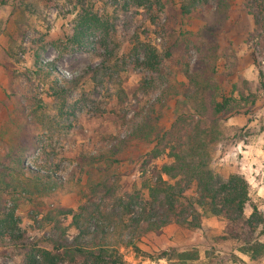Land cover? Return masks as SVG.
Listing matches in <instances>:
<instances>
[{"label": "rangeland", "instance_id": "rangeland-1", "mask_svg": "<svg viewBox=\"0 0 264 264\" xmlns=\"http://www.w3.org/2000/svg\"><path fill=\"white\" fill-rule=\"evenodd\" d=\"M32 1L21 25L25 33L19 42L24 50L14 57L7 54V34L16 30L15 1L0 3L4 27L0 32V215L15 212L25 236L17 243L0 237V264H24V242L44 246L47 239L58 236L57 225L66 229L70 241L78 236L76 228H69L73 215L61 214L60 221L55 215L63 208L78 210L88 189V174L77 166L82 152L112 151L147 117L165 132L181 115L192 117L188 120L194 124L193 118L198 120L200 114L212 116V103L224 98L239 101L217 127L225 140L216 146L215 165L224 178L240 174L250 184L246 216L254 207L264 214V90L260 86L264 54L250 0H162V6L155 7V25L145 10L126 7L124 0H93L111 20L121 70L99 72L97 79L95 71L102 67L103 58L66 46L76 20L74 1ZM182 5L192 13L186 14ZM140 43H151L163 54L171 51L162 75L135 65L131 52ZM50 66L56 74L50 75ZM61 76L75 80L67 103L75 109L76 118L65 119L66 130L44 125V103L49 104L45 112H57L55 83L63 80ZM146 79L150 83L144 86ZM118 82L123 96L118 95ZM153 147L144 142L130 144L120 156L125 160L124 179L141 175V164ZM170 161L167 156L158 159L149 174L154 165ZM54 166L58 184L46 191L44 181L35 182L34 173L44 174ZM52 212L56 221H44ZM204 224L205 229L197 231L170 225L161 237L145 239L140 246L149 256L124 246L118 249L128 264H169L158 254L172 248L198 250L199 259L189 264H209V254L238 264L231 260L233 253L247 264H264L240 253L235 242L215 241L224 231V221L208 218Z\"/></svg>", "mask_w": 264, "mask_h": 264}, {"label": "trees", "instance_id": "trees-1", "mask_svg": "<svg viewBox=\"0 0 264 264\" xmlns=\"http://www.w3.org/2000/svg\"><path fill=\"white\" fill-rule=\"evenodd\" d=\"M10 1L0 0V3L8 5ZM14 1L16 30L11 35L7 34L9 57L24 50V45L19 42L25 33L21 25L34 4L32 0ZM73 1L77 14L66 46L76 51L88 50L103 58L102 67L95 71L96 79L99 72L109 69L116 74L121 72L116 59L118 52L113 46L115 41L110 18L96 8L93 0ZM124 1L126 7L145 10L150 15L151 23L157 24L155 7L162 6V0ZM250 1L249 11L254 16L255 31L261 38L264 54V0ZM185 8L182 5L186 14L192 13L191 9ZM3 31L0 22V32ZM131 56L138 68L162 75L171 51L163 54L151 43H140L134 46ZM4 67L10 71L9 65L5 64ZM50 70V75L57 73L53 67ZM61 77L63 80L58 78L55 83L58 90L55 97L59 101L55 103V115L45 112L49 104L44 103V125L55 128H64L62 124L66 118L70 121L76 118L75 109L67 103L68 94L75 88V80ZM149 83L146 79L144 86ZM116 86L118 95L123 96L125 91L120 82ZM260 86L264 90L263 70L260 71ZM238 101L224 98L221 102H213L212 116L200 114L198 120L193 118L195 126L188 120L192 117L181 115L166 132L156 120L147 117L137 122L125 139H119L112 151L101 154L82 152L77 157V166L88 174V189L81 198L78 210L63 208L55 215L57 221H60L57 216L61 214L73 215L69 228H76L78 236L70 241L66 229L57 225L58 236L47 239L44 246L24 242V264H62L66 261L76 264H128L118 246L132 248L140 256H149L140 246L145 239L152 235L161 237L164 229L170 225L191 231L204 230V220L208 218L225 222L224 231L215 236V241L235 242L238 251L251 260H264V239H261L264 237V214L256 207L250 217L245 213L250 202V184L240 174L224 178L215 165L216 146L225 140L217 127H220L223 116L234 111ZM136 142L154 147L141 164V175L127 180L121 172L125 160L120 156L130 144ZM164 156L171 161L154 165L149 174L152 163ZM57 170H45L44 174L36 172L34 180L38 184L44 181L45 190L50 191L58 184ZM14 213L6 210L0 215V237L17 243L25 236ZM55 216L52 212L44 221L54 222ZM158 255V259L166 258L169 264H189L200 257L196 249L179 251L177 248L161 251ZM209 257V264H227L226 258L211 254ZM231 260L247 264L238 254H231Z\"/></svg>", "mask_w": 264, "mask_h": 264}]
</instances>
